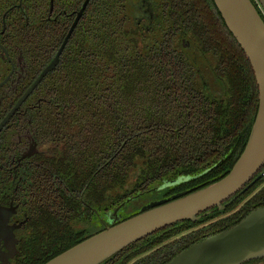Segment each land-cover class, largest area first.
I'll return each instance as SVG.
<instances>
[{
  "label": "trees",
  "instance_id": "trees-1",
  "mask_svg": "<svg viewBox=\"0 0 264 264\" xmlns=\"http://www.w3.org/2000/svg\"><path fill=\"white\" fill-rule=\"evenodd\" d=\"M173 1L194 20L199 50L213 53L226 89L223 95H205L200 82L188 75L187 59L179 50L167 45L149 48L133 39L122 31L113 9L112 29L98 24L96 48L88 33L80 62L64 67L68 129L73 138L75 130H81L77 137L82 160L91 158V144L95 149L99 189L109 186L120 192L137 168L163 198L201 188L230 171L249 138L259 100L255 74L243 48L214 0ZM198 57L202 63L204 58ZM71 123H78L79 129ZM263 171L264 165L253 179ZM234 196L224 209L213 206L196 221L168 225L101 264L168 263L192 244L264 206V174ZM76 243H67L36 264Z\"/></svg>",
  "mask_w": 264,
  "mask_h": 264
},
{
  "label": "flooded vegetation",
  "instance_id": "flooded-vegetation-1",
  "mask_svg": "<svg viewBox=\"0 0 264 264\" xmlns=\"http://www.w3.org/2000/svg\"><path fill=\"white\" fill-rule=\"evenodd\" d=\"M84 2L0 0V222L12 230L0 237L5 264H36L163 198L138 168L120 192L99 189L95 149L82 160L79 124L71 123L79 129L73 138L66 122L64 67L80 62L88 33L96 48L98 24L112 29L113 9L133 39L179 50L205 95L226 89L213 53L199 50L194 20L173 0H89L81 12ZM242 264H264V257Z\"/></svg>",
  "mask_w": 264,
  "mask_h": 264
},
{
  "label": "water",
  "instance_id": "water-1",
  "mask_svg": "<svg viewBox=\"0 0 264 264\" xmlns=\"http://www.w3.org/2000/svg\"><path fill=\"white\" fill-rule=\"evenodd\" d=\"M88 1L83 3L81 12ZM259 1L264 7V0ZM214 2L249 59L258 85V110L245 148L233 167L219 180L201 188L148 203L132 216L107 226L43 264H101L131 243L168 225L185 219L196 221L201 212L213 206L224 209L236 198L235 194L247 190L264 174L263 171L253 179L264 165V18L253 0ZM63 47L64 44L37 82L57 64ZM205 65H201L204 73L210 71ZM231 196L234 197L229 202L223 203ZM10 231L7 223L0 222V237L6 238ZM261 257H264V206L252 210L234 226L192 244L166 264H242ZM1 260L5 264L7 257L0 254Z\"/></svg>",
  "mask_w": 264,
  "mask_h": 264
},
{
  "label": "built area",
  "instance_id": "built-area-1",
  "mask_svg": "<svg viewBox=\"0 0 264 264\" xmlns=\"http://www.w3.org/2000/svg\"><path fill=\"white\" fill-rule=\"evenodd\" d=\"M254 3L264 18V7L262 6L261 2L259 0H254Z\"/></svg>",
  "mask_w": 264,
  "mask_h": 264
},
{
  "label": "rangeland",
  "instance_id": "rangeland-1",
  "mask_svg": "<svg viewBox=\"0 0 264 264\" xmlns=\"http://www.w3.org/2000/svg\"><path fill=\"white\" fill-rule=\"evenodd\" d=\"M212 59L214 60V57H212ZM207 67H208V63H207ZM218 93H219V94H222L223 91H219Z\"/></svg>",
  "mask_w": 264,
  "mask_h": 264
}]
</instances>
